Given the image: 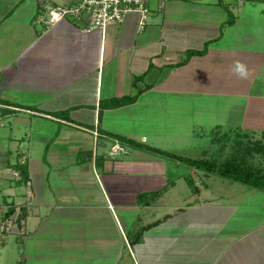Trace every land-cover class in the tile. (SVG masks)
I'll return each instance as SVG.
<instances>
[{"label": "crops", "instance_id": "0c3cea01", "mask_svg": "<svg viewBox=\"0 0 264 264\" xmlns=\"http://www.w3.org/2000/svg\"><path fill=\"white\" fill-rule=\"evenodd\" d=\"M43 1L81 0H0V106L13 110L0 118V216L5 208L18 218L27 210V235L10 234L3 249L14 236L24 251L54 208L84 205L87 190L73 189L70 177L90 165L104 199L94 208L117 222L112 239L97 237L98 246H114L109 258L129 248L135 264H264L261 228L228 231L187 193L191 180L165 155L113 137L162 149L167 138H183V125L194 135L196 113L207 109L216 130L264 126V0H165L144 29L131 13L104 31L68 19L38 25ZM187 50L204 53L183 63ZM237 60L248 68L246 79L230 72ZM125 95L137 99L101 110V101ZM117 141L123 151L110 155ZM22 155L26 183L12 173Z\"/></svg>", "mask_w": 264, "mask_h": 264}, {"label": "rangeland", "instance_id": "374dc122", "mask_svg": "<svg viewBox=\"0 0 264 264\" xmlns=\"http://www.w3.org/2000/svg\"><path fill=\"white\" fill-rule=\"evenodd\" d=\"M188 1L191 2V0L186 2ZM158 16L161 17L162 15ZM191 16L188 15L186 19L191 18ZM207 107L210 106L208 105ZM196 115L198 125L194 128L196 131L194 135L192 134L191 137H188L186 132L192 131L193 128L190 129V125H183L180 128L183 138L180 141L174 139V137L167 138L165 143L162 144V149L192 159L205 157L217 163L232 155H237L238 157H243L249 165L264 170V126L258 128H253L252 126L240 128L223 127L220 130H216V128H211V119L209 118L211 113L208 109L206 112L200 111ZM218 116H222V114ZM190 122L195 124L194 119ZM186 123H189V121ZM168 157L165 156L163 160L168 164H175L176 171H181V177L185 178L188 183L191 180L192 184L188 186L190 191L187 193L197 196L199 206L210 207L213 212L208 211V213H214L215 215L212 216H215L216 220L220 221L219 223L226 224L225 227L231 228L228 231L244 228L245 226H252L255 229L261 228L264 231V191L206 170L195 167L190 168L188 164ZM90 168L92 169V166L89 165L87 166V171H80L74 178L70 177V182L75 184L72 186L73 189L76 190L79 186L87 190L85 204L72 206V203H66L67 207L54 208L52 216L41 226V230L25 241L24 251H19L21 249L20 243L22 242L14 236L10 237L6 250L3 249L2 241L0 243V264L136 263L132 255L129 254L131 253L129 248L124 251L120 250L117 256L109 258L108 254L116 252L114 246L110 244L106 248L98 246L97 237L109 235V238H111L116 235L117 222L113 216H109L108 210L105 208L103 210L94 208L97 207L95 203L103 198L98 185V172L89 171ZM137 185L139 189V184ZM75 192L77 193V191ZM134 196L132 194L129 200L133 199ZM80 199L82 198L80 197ZM82 200H79V202H82ZM30 202L31 198H28L25 205H31ZM3 204L5 205V203ZM1 205L0 207L4 206ZM5 209L3 210L6 213L8 208ZM25 213L24 217L27 215V210ZM8 219L10 218H6L5 215L2 218L0 216V228L4 223H7ZM21 220L17 221L18 229L15 228L13 232L6 233V236L8 235L7 238L10 234L15 235V233L17 234L16 236L20 235L22 238L23 235H27L24 234V231L26 233L27 230ZM138 226V224H135L134 228ZM201 228L202 226H199L198 230H202ZM261 230L258 229L256 231ZM92 237L96 238L97 243L92 241ZM6 253H8L7 256ZM105 258L108 260H105ZM135 259L140 260V257L135 256Z\"/></svg>", "mask_w": 264, "mask_h": 264}, {"label": "built area", "instance_id": "2783aa9c", "mask_svg": "<svg viewBox=\"0 0 264 264\" xmlns=\"http://www.w3.org/2000/svg\"><path fill=\"white\" fill-rule=\"evenodd\" d=\"M165 0H81L75 3L54 4L49 1H43L41 8L35 16L36 24L50 27L63 20H78L86 31L101 30L104 31L109 25L122 23L125 18L135 13L139 16V28L142 30L148 24L149 16L153 9L159 8ZM200 1V0H192ZM158 4V6L156 5ZM96 140L99 138V132H93ZM123 151V147L117 141L110 149L109 154L115 155ZM27 162V155H22L19 164ZM13 176L18 181H22L21 172L17 169L12 171ZM23 182V181H22ZM7 223L0 228V243L7 236L6 233L13 232L17 228L18 217L11 215ZM18 229V228H17ZM10 232V233H11Z\"/></svg>", "mask_w": 264, "mask_h": 264}, {"label": "trees", "instance_id": "16d2710c", "mask_svg": "<svg viewBox=\"0 0 264 264\" xmlns=\"http://www.w3.org/2000/svg\"><path fill=\"white\" fill-rule=\"evenodd\" d=\"M203 51H197V50H187L186 51V59L183 63H186L193 55L195 54H203ZM182 63V64H183ZM137 99V95H125L120 98H113L109 100L101 101V110L104 108H116L119 106H123L126 104L133 103ZM9 104V103H5ZM55 116H64L66 120H71L68 116L67 112H59L55 113ZM113 137L120 139L121 141H124L126 143L139 146L141 148H146L153 150L157 153H160L165 156H169L172 158H175L181 162H184L188 164L190 167H195L197 169L206 170L207 172L214 173L216 175H219L221 177L230 179L232 181H237L240 183H243L250 187L258 188L262 191H264V170L258 167H253L249 165L243 157H238L237 155H232L231 157L225 159L224 161L216 162L214 160L208 159V158H188L184 155H180L177 153L169 152L166 150L158 149V148H152L146 145H142L137 143L136 141L132 139H128L126 137H122L120 135H113ZM15 168L21 172L22 175V181L28 182L29 181V172H28V166L27 165H21L16 164ZM162 191H155L152 193V199H154L156 196L158 197ZM147 196L146 193H142L139 198H145ZM15 208L10 207L8 211L5 214V217L8 218L14 213ZM23 215L18 218V220H21L22 218H25V211L26 209L23 208ZM139 241V239H134L131 241L132 244H135Z\"/></svg>", "mask_w": 264, "mask_h": 264}, {"label": "clouds", "instance_id": "9594fccd", "mask_svg": "<svg viewBox=\"0 0 264 264\" xmlns=\"http://www.w3.org/2000/svg\"><path fill=\"white\" fill-rule=\"evenodd\" d=\"M230 72L240 79H246L248 76V68L241 61H235L230 67Z\"/></svg>", "mask_w": 264, "mask_h": 264}, {"label": "water", "instance_id": "95a60500", "mask_svg": "<svg viewBox=\"0 0 264 264\" xmlns=\"http://www.w3.org/2000/svg\"><path fill=\"white\" fill-rule=\"evenodd\" d=\"M13 113L12 109L0 106V118Z\"/></svg>", "mask_w": 264, "mask_h": 264}]
</instances>
